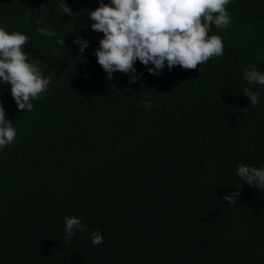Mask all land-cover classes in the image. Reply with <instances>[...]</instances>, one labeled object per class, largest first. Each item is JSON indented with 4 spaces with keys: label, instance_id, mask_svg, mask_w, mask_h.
<instances>
[{
    "label": "trees",
    "instance_id": "trees-1",
    "mask_svg": "<svg viewBox=\"0 0 264 264\" xmlns=\"http://www.w3.org/2000/svg\"><path fill=\"white\" fill-rule=\"evenodd\" d=\"M98 6L0 0V28L28 36L27 62L52 80L23 112L0 82L16 130L0 149V264H264V189L237 174L241 163L264 168V86L243 76L264 73V0L225 6L229 27L209 31L223 55L158 75L137 60L135 83L97 63ZM77 36L89 42L83 54ZM237 191L235 205L223 199ZM65 216L85 227L68 241Z\"/></svg>",
    "mask_w": 264,
    "mask_h": 264
},
{
    "label": "clouds",
    "instance_id": "clouds-1",
    "mask_svg": "<svg viewBox=\"0 0 264 264\" xmlns=\"http://www.w3.org/2000/svg\"><path fill=\"white\" fill-rule=\"evenodd\" d=\"M230 0H99V6L90 11L92 31L102 32L99 47L94 51L97 63L113 78V73L121 72L131 76L135 83L139 78L135 62L138 60L152 75L161 73L165 64L169 70L180 66L183 70H195L216 56L223 55L224 45L219 35L209 36L211 27L226 29L231 17L226 10ZM59 7L71 16L72 9L64 2ZM218 15H214L217 14ZM27 19V17L25 18ZM42 35L54 36L47 28H38ZM29 37L22 33H9L0 28V82L11 85L10 91L20 112L31 111L33 100L48 90L51 77H44L39 61L29 63L23 46ZM64 44V39L58 41ZM81 54L88 47V41L77 36L73 41ZM82 57H79L81 60ZM151 64L152 67H148ZM244 79L249 85L264 86V73L255 67L245 70ZM243 93L250 99L251 106L259 104L258 94L245 88ZM151 108V101L142 102ZM16 130L0 102V149L14 142ZM237 174L248 185L264 189V168L243 163L237 167ZM240 193L232 192L223 197L229 204L237 203ZM65 240H71L77 231H85L80 218L64 217ZM91 243H103L99 231L92 233Z\"/></svg>",
    "mask_w": 264,
    "mask_h": 264
}]
</instances>
